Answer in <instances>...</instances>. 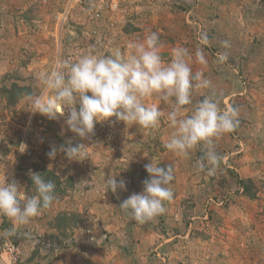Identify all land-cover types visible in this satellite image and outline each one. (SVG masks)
Listing matches in <instances>:
<instances>
[{"label": "rangeland", "instance_id": "374dc122", "mask_svg": "<svg viewBox=\"0 0 264 264\" xmlns=\"http://www.w3.org/2000/svg\"><path fill=\"white\" fill-rule=\"evenodd\" d=\"M71 2L0 0V146L7 151L0 180L14 179L33 195L29 173H39L55 182L57 197L7 240L19 246L26 264H264V0H98L96 15ZM67 9V19H60ZM147 32L159 34L166 61L173 48H187L193 72L211 81L187 107L215 92L222 110L238 109V127L214 140L223 159L212 174L198 169L202 146L187 158L163 147L172 131L166 118L144 129L113 117L81 139L66 116L49 120L27 111L23 98L41 91L40 71L88 51H124ZM198 48L206 65L196 61ZM219 54L227 60L220 62ZM14 84L28 90L16 102L3 90ZM149 102L165 114L171 110L156 97ZM69 142L89 146L80 161L62 152L49 158L52 146ZM153 157L161 167L175 166L173 199L163 215L139 224L120 204L143 192L144 165ZM112 176L126 190L108 191L105 180ZM12 227L0 215V233Z\"/></svg>", "mask_w": 264, "mask_h": 264}, {"label": "clouds", "instance_id": "9594fccd", "mask_svg": "<svg viewBox=\"0 0 264 264\" xmlns=\"http://www.w3.org/2000/svg\"><path fill=\"white\" fill-rule=\"evenodd\" d=\"M207 40V35L202 34L201 41L207 43ZM222 44L225 48L230 46L228 41ZM161 49L159 34L147 32L142 41L127 42L124 51L115 48L108 55L88 51L74 62L58 60L54 68L37 74L41 91L23 98L27 111L49 120L66 116L68 129L81 139L90 138L97 123L113 117L127 126L133 124L144 129L157 128L161 119L166 118L172 131L163 147L187 158L192 150L202 146L198 169L205 171L207 167L212 174L223 159L215 151L214 140L238 127V109L222 110L215 92L205 95L194 109L187 107L193 103L194 92L211 89V81L202 71L193 72L187 48H173L167 61ZM195 57L199 64H207L201 49L196 50ZM218 58L220 62L227 60L225 54H219ZM153 97L170 105L171 110L165 114L157 103L149 102ZM88 147L69 142L58 149L52 146L48 156L55 158L57 152H62L67 159L80 161ZM160 165L154 157L150 158L144 165L149 178L144 181L143 192L132 194L120 204V209L139 224L163 215L165 204L173 199L171 183L175 179V166ZM29 175L33 195H26L24 187L14 179L0 180V215L13 224L11 229L0 233V239L15 236L17 226L29 224L57 199L54 181L35 172ZM105 183L113 193L126 190V182L123 179L118 182L115 176Z\"/></svg>", "mask_w": 264, "mask_h": 264}, {"label": "built area", "instance_id": "2783aa9c", "mask_svg": "<svg viewBox=\"0 0 264 264\" xmlns=\"http://www.w3.org/2000/svg\"><path fill=\"white\" fill-rule=\"evenodd\" d=\"M98 0H72L73 7L78 8L85 14L97 13ZM116 8L117 5H112ZM70 10V11H68ZM71 13V9H67V12L60 16L62 20L67 19V15ZM0 264H26L22 258L20 248L10 240L0 239Z\"/></svg>", "mask_w": 264, "mask_h": 264}, {"label": "trees", "instance_id": "16d2710c", "mask_svg": "<svg viewBox=\"0 0 264 264\" xmlns=\"http://www.w3.org/2000/svg\"><path fill=\"white\" fill-rule=\"evenodd\" d=\"M3 90L9 95L10 100H14V102L22 98L28 91L27 87L18 86L17 84H14L11 88H3Z\"/></svg>", "mask_w": 264, "mask_h": 264}, {"label": "crops", "instance_id": "0c3cea01", "mask_svg": "<svg viewBox=\"0 0 264 264\" xmlns=\"http://www.w3.org/2000/svg\"><path fill=\"white\" fill-rule=\"evenodd\" d=\"M254 1H257V0H254ZM259 1V0H258ZM11 6H5L4 7V10L5 9H8V8H10ZM8 21V20H7ZM8 22H11V21H8ZM3 26V25H2ZM2 55H3V53H1ZM1 55V56H2ZM1 147V146H0ZM5 155H7V151L6 150H3V147H1L0 148V158H3V156H5ZM4 165H6V163H4V161L2 160V159H0V167L1 166H4ZM15 165V163H12V164H10V166H14ZM23 257V256H22ZM23 260H24V258H23ZM24 261H26V260H24ZM26 263V262H25ZM32 264H37L36 263V260H35V262H33ZM41 264V263H40Z\"/></svg>", "mask_w": 264, "mask_h": 264}]
</instances>
